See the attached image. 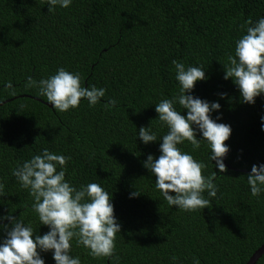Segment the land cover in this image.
<instances>
[{
	"label": "trees",
	"instance_id": "obj_1",
	"mask_svg": "<svg viewBox=\"0 0 264 264\" xmlns=\"http://www.w3.org/2000/svg\"><path fill=\"white\" fill-rule=\"evenodd\" d=\"M261 16L264 0H72L52 11L44 0H0V215L38 228L32 198L11 169L47 148L70 157L65 178L72 184L96 182L111 194L121 225L111 259L92 258L73 241L81 264H245L264 242V193L251 196L246 178L252 164L264 162V96L241 103L222 64L245 21ZM173 59L205 68L207 79L195 82L192 94L218 102L219 122L231 127L223 172L203 141L195 151L187 141L178 145L205 164L202 175L217 172L216 196L205 192L208 206L191 212L169 207L142 163L159 155L167 132L154 104L178 92ZM58 67L78 72L82 87H103L105 96L94 107L81 99L75 109L54 111L26 81ZM109 98L116 101L111 108ZM140 126L157 141L141 143ZM136 189L140 194L129 198ZM41 255L54 264L51 252ZM255 264H264V253Z\"/></svg>",
	"mask_w": 264,
	"mask_h": 264
},
{
	"label": "clouds",
	"instance_id": "obj_2",
	"mask_svg": "<svg viewBox=\"0 0 264 264\" xmlns=\"http://www.w3.org/2000/svg\"><path fill=\"white\" fill-rule=\"evenodd\" d=\"M47 11L55 7L67 8L72 0H44ZM171 64L179 88L171 99H161L154 104L156 119L167 132L159 138L158 156L149 153L142 162L169 207L191 212L208 206L204 197H215L214 183L217 172L202 175L205 164L194 159L191 153L182 151L178 145L187 141L193 151L200 148L201 141L209 149L208 159L215 168L223 172L224 157L229 146L224 142L231 134L227 123L219 122L220 104L209 102L192 94L195 82L207 79L205 68L199 65H185L173 59ZM223 79L231 78L239 92L241 103H255V98L264 96V16L255 21L246 20L243 34L234 41L233 54L228 55ZM28 86L38 88V95L45 98L51 109L65 112L75 109L81 99L94 107L105 96L103 87H82L80 74L58 67L54 74L34 81L28 77ZM12 87L11 83L4 85ZM223 98L224 93H220ZM109 98L106 107L115 106ZM182 111H178L175 105ZM264 107V106H262ZM216 111L215 118L211 113ZM260 128L264 131V114L260 115ZM197 133L199 135H197ZM143 144L157 141L156 133L147 126H140L136 138ZM70 157L41 149L30 159L18 163L11 169L21 189H26L32 198L31 209L38 217L39 226L47 231L39 234L31 223L10 214L0 215V264H45L42 253L51 252L54 264H81L80 257L71 252L72 242L87 249L92 258L111 259L115 249L116 233L121 225L114 215L111 194L96 182H88L78 187L66 176V163ZM213 164V163H212ZM251 196L264 193V162L252 164L246 174ZM0 183V196L5 193ZM140 192L132 191L129 198ZM172 261L176 257H171Z\"/></svg>",
	"mask_w": 264,
	"mask_h": 264
},
{
	"label": "water",
	"instance_id": "obj_3",
	"mask_svg": "<svg viewBox=\"0 0 264 264\" xmlns=\"http://www.w3.org/2000/svg\"><path fill=\"white\" fill-rule=\"evenodd\" d=\"M49 105V104H48ZM50 106V105H49ZM225 164V163H224ZM264 253V242L249 256L245 264H255L256 260Z\"/></svg>",
	"mask_w": 264,
	"mask_h": 264
}]
</instances>
